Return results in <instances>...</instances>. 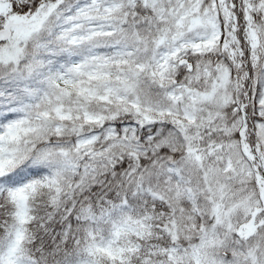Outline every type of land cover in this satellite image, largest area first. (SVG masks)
I'll list each match as a JSON object with an SVG mask.
<instances>
[{
  "label": "snow or ice",
  "instance_id": "obj_1",
  "mask_svg": "<svg viewBox=\"0 0 264 264\" xmlns=\"http://www.w3.org/2000/svg\"><path fill=\"white\" fill-rule=\"evenodd\" d=\"M0 264H264V0H0Z\"/></svg>",
  "mask_w": 264,
  "mask_h": 264
}]
</instances>
